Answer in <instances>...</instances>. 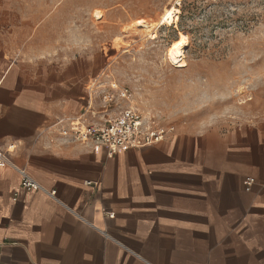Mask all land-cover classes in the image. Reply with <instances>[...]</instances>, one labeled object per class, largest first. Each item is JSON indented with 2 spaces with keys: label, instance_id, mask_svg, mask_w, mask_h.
I'll list each match as a JSON object with an SVG mask.
<instances>
[{
  "label": "crops",
  "instance_id": "0c3cea01",
  "mask_svg": "<svg viewBox=\"0 0 264 264\" xmlns=\"http://www.w3.org/2000/svg\"><path fill=\"white\" fill-rule=\"evenodd\" d=\"M12 27L0 21V148L15 145L12 161L41 190L0 167V264H264V119L174 127L109 155L60 133L86 113L91 70L47 83L13 65L6 56L37 55L22 33L2 31Z\"/></svg>",
  "mask_w": 264,
  "mask_h": 264
},
{
  "label": "rangeland",
  "instance_id": "374dc122",
  "mask_svg": "<svg viewBox=\"0 0 264 264\" xmlns=\"http://www.w3.org/2000/svg\"><path fill=\"white\" fill-rule=\"evenodd\" d=\"M175 2L0 0V21L14 26L2 31L22 33L37 55L6 58L47 83L58 70L75 69L78 77L91 70V122L127 110L152 126L184 130H232L264 119V0ZM169 5L178 18L158 27ZM179 34L188 40L183 55L173 46Z\"/></svg>",
  "mask_w": 264,
  "mask_h": 264
},
{
  "label": "built area",
  "instance_id": "2783aa9c",
  "mask_svg": "<svg viewBox=\"0 0 264 264\" xmlns=\"http://www.w3.org/2000/svg\"><path fill=\"white\" fill-rule=\"evenodd\" d=\"M126 90L121 97H124ZM112 97L109 101H112ZM174 131V126H152L144 122L140 117L127 110L112 119H105L103 122H91L84 113L72 116L68 126H62L60 133L63 136L71 134L78 142L91 143L94 146H104L109 155L120 150L139 149L145 146L161 142L165 136ZM15 150L14 144L6 148H0V167L8 166L15 170L20 177V187L28 192L41 190L39 184L28 174L24 167L16 165L11 155ZM254 180L246 178L244 181L245 190H250ZM49 194L54 196L55 191Z\"/></svg>",
  "mask_w": 264,
  "mask_h": 264
},
{
  "label": "bare ground",
  "instance_id": "6f19581e",
  "mask_svg": "<svg viewBox=\"0 0 264 264\" xmlns=\"http://www.w3.org/2000/svg\"><path fill=\"white\" fill-rule=\"evenodd\" d=\"M179 0H176L175 4H178ZM178 9L175 7V5H169L164 8V11L161 16H159V20L157 22V26L161 27L163 25H169L171 23H175L178 16ZM96 18H99L98 14H95ZM137 24H139L141 27H143L145 30H148L149 37H154L156 30H150L151 26L148 23H145L143 21H138ZM157 27V28H158ZM174 48L175 51L177 52L178 55H183L185 48L188 46V40L186 35L184 34H179V40L174 43Z\"/></svg>",
  "mask_w": 264,
  "mask_h": 264
}]
</instances>
